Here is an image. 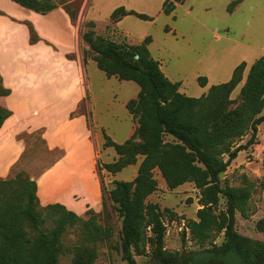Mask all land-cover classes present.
<instances>
[{
	"label": "trees",
	"instance_id": "obj_1",
	"mask_svg": "<svg viewBox=\"0 0 264 264\" xmlns=\"http://www.w3.org/2000/svg\"><path fill=\"white\" fill-rule=\"evenodd\" d=\"M11 1L39 14L63 5L70 19H75V12L66 5L68 0ZM182 1L163 0L162 13H171ZM240 1L231 0L227 12ZM125 15L153 19L123 5L109 14L112 21ZM85 25L88 28L82 39L96 66L108 77L131 80L139 87L136 96L125 103L136 121L132 133L116 142L102 130L103 146H111L117 157L100 164L99 169L115 173L141 158L131 180L113 179L108 189L120 219L118 238L108 244L118 250L125 264H136L134 254L144 251L146 241L154 245L152 256L160 264H264V239L252 241L234 229L235 213L247 216L249 184L232 186L227 180L220 181V174L237 152L253 143L257 125L264 119V56L254 59L245 74L246 65L240 62L227 80L211 84L200 96H189L179 91L180 82L170 80L150 55L149 34L139 43L127 44L97 35L92 20ZM31 33L29 41L34 43L38 36L32 25ZM196 79L199 85L206 84V76ZM239 84L238 95L231 97ZM9 92L0 76V95ZM10 114L11 110L0 106V126ZM249 130L250 138L237 144ZM166 135L172 140H166ZM154 170L160 172L168 189L186 181L199 189L201 206L196 219H189L186 226L199 245L207 246L188 255L162 248V212L156 203L147 201L157 189ZM36 188V181L22 171L0 178V264H59L62 235L75 225L81 230L82 242L76 245L71 264H89L92 254L86 242L111 238L112 228L97 224L92 211L83 218L60 203L46 204L43 211L37 209ZM221 196L225 198L224 209L217 207ZM46 221L51 223L49 228L44 227ZM257 227L264 234V217ZM221 232L224 240L216 245L213 239ZM85 255L87 261L83 260Z\"/></svg>",
	"mask_w": 264,
	"mask_h": 264
},
{
	"label": "rangeland",
	"instance_id": "obj_2",
	"mask_svg": "<svg viewBox=\"0 0 264 264\" xmlns=\"http://www.w3.org/2000/svg\"><path fill=\"white\" fill-rule=\"evenodd\" d=\"M162 1L68 0L66 3L75 12V19H70L75 28L72 32L69 31L64 39L59 40L63 44L74 45L75 42L84 63L89 61L85 65L88 74L87 98L80 104L78 111L86 112L88 123L94 126L97 136L99 134L102 137V130L116 142H122L129 136L136 121L131 118L124 104L136 95L139 87L131 80L108 77L96 66L91 58L92 51L82 39V32L88 28L85 25L88 20L94 22L93 30L97 35L117 42L136 44L149 34L152 38L148 45L150 55L159 62L169 79L180 82L179 91L189 96H200L211 84L227 80L240 62L246 65L245 74L254 59L264 56V0H241L231 12L226 10L231 0H183L176 3L174 10L169 14L162 13ZM0 2L14 15L27 19L36 17V12L11 0ZM119 5L151 15L153 19L143 20L134 15H125L118 21H112L109 14ZM58 7L65 11L63 5ZM37 21L41 26L52 27L51 25L55 24L60 29L67 25L58 10L48 20L38 18ZM25 24L29 29L30 40V35H33L30 34V24L27 21ZM166 26L168 30L165 29ZM59 38H62L61 35ZM59 50H64V47H59ZM66 55L69 58L75 56L74 52ZM199 75L206 76L204 86L197 82ZM239 87L240 84L231 92V97L238 95ZM38 116L48 121L50 114L46 110H40ZM250 136L251 130L236 143L244 144ZM22 137L26 148L12 167L10 175L22 171L35 180L61 154V150L46 148L40 129L24 132ZM165 139L172 140V137L166 135ZM140 159L139 157L137 163ZM135 168L136 164L126 166L116 178L131 180L136 173ZM97 174L102 184V204L98 210L88 208L80 216L87 218L89 211H92L96 223L112 228L113 235L111 238L102 237L86 242L92 254L89 264H125L118 250L108 244L112 239L118 238L120 226L114 204L108 198V189L112 187L113 177L105 171H97ZM154 177L157 189L147 197V201L156 203L162 212V248L188 255L207 246L199 245L191 237L186 226L189 219H196V210L201 206L198 202L199 189L191 181L168 189L158 170H154ZM224 180L232 186L249 184L251 196L247 216L236 212L234 229L252 241H262L264 234L258 229L257 222L264 217V119L257 125L253 143L239 150L226 170L220 174L221 184ZM217 207L224 209V197H220ZM37 209L43 211L39 202ZM50 226L51 223L46 221L44 227ZM223 240L224 235L221 232L213 239V243L219 245ZM79 242H82L81 230L77 225L69 226L62 235L59 264H71L72 255ZM153 250L154 245L146 241L144 251L134 254L136 264H160L153 258ZM83 260H88L87 255L83 256Z\"/></svg>",
	"mask_w": 264,
	"mask_h": 264
},
{
	"label": "crops",
	"instance_id": "obj_3",
	"mask_svg": "<svg viewBox=\"0 0 264 264\" xmlns=\"http://www.w3.org/2000/svg\"><path fill=\"white\" fill-rule=\"evenodd\" d=\"M57 10L66 20L64 29L55 24L52 27L38 24V18L48 20ZM0 11V76L2 85L10 90L0 95V106L11 110L0 126V178L10 176L22 156L26 148L22 134L40 129L46 148L61 150L35 178L40 206L60 203L78 215L88 208L96 211L103 196L97 171L118 179L116 176L123 168L115 173L98 169L100 164L113 161L117 154L111 146H103V137L96 135L86 112L78 111L87 98L85 65L89 61L84 63L75 42L63 44L59 40L75 27L59 7L46 14L36 13L35 19L14 15L1 2ZM26 21L38 36L34 43L29 42ZM72 52L75 56L69 58L66 54ZM40 110L49 112L48 121L38 116ZM135 164L136 171L138 163L129 165Z\"/></svg>",
	"mask_w": 264,
	"mask_h": 264
}]
</instances>
